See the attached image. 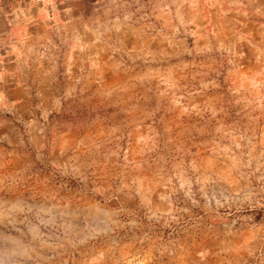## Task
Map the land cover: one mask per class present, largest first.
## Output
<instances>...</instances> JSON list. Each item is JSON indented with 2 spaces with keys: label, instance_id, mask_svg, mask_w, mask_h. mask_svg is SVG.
Segmentation results:
<instances>
[{
  "label": "rangeland",
  "instance_id": "obj_1",
  "mask_svg": "<svg viewBox=\"0 0 264 264\" xmlns=\"http://www.w3.org/2000/svg\"><path fill=\"white\" fill-rule=\"evenodd\" d=\"M0 264H264V0H0Z\"/></svg>",
  "mask_w": 264,
  "mask_h": 264
}]
</instances>
